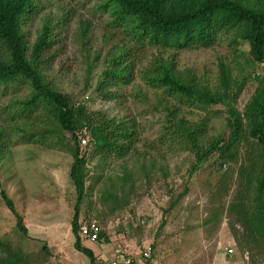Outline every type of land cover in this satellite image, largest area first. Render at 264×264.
I'll list each match as a JSON object with an SVG mask.
<instances>
[{
    "label": "rangeland",
    "instance_id": "1",
    "mask_svg": "<svg viewBox=\"0 0 264 264\" xmlns=\"http://www.w3.org/2000/svg\"><path fill=\"white\" fill-rule=\"evenodd\" d=\"M100 4L101 0H42L38 11L22 25L29 48L42 27H50L54 43L48 52L55 56L47 76L57 89L72 95L90 111L136 123L134 149L124 158L102 162L92 147L82 148L88 177L79 221L93 217L105 236L98 242L82 238V245L93 251V264H104V259L116 256L120 249L130 256L149 249L152 264H264V246L239 243L240 223L235 212L227 208L237 196L239 168L248 147H242L233 162L214 156L188 177L192 155L170 147L168 142L160 143L167 108H178L179 115L191 121L206 119L207 133L216 136L224 128V107L203 111L148 87L140 77V71L154 56L175 55L179 69H192L215 84L218 62L223 60L231 66L235 78L243 81L235 104L241 111L256 88L252 75L260 72L262 65L248 62L247 44L235 54L225 40L209 48L179 51L131 42L132 79L112 87L113 98L104 99L96 89L105 60L126 40L110 30L109 15L99 8ZM30 92L25 82L0 85V127L7 125L10 109L6 106ZM13 142L14 137L11 143L8 138L3 140L0 192L5 191L13 200L27 235L16 227V218L0 193V238L27 254L31 264H92L74 247L71 221L77 195L69 177L73 160L70 152L64 147L48 149ZM125 172L129 173L127 180L134 182L132 189L121 179ZM104 189L119 197L113 211L115 204L101 197Z\"/></svg>",
    "mask_w": 264,
    "mask_h": 264
},
{
    "label": "trees",
    "instance_id": "2",
    "mask_svg": "<svg viewBox=\"0 0 264 264\" xmlns=\"http://www.w3.org/2000/svg\"><path fill=\"white\" fill-rule=\"evenodd\" d=\"M41 3L42 0H0V85L25 82L31 87L29 94L15 97L6 106L10 112L7 125L0 127V162L5 151L4 138L10 143L14 137V142L48 149L64 147L70 152L73 160L69 177L77 195L71 221L74 247L93 264V251L82 245L83 237L79 234V206L87 191L88 177L82 148L92 147L102 162L112 157L124 158L134 149L137 128L134 121L116 120L104 112L90 111L48 79L55 56L48 52L54 43L50 27L47 24L42 27L31 48L22 28ZM99 8L109 15L110 30L119 32L126 40L123 46L109 52L105 60L96 89L104 99L113 98L112 87L132 79L131 42L179 51L209 48L225 40L235 54L241 53L242 44H247L248 62L262 65L261 71L252 75L256 88L241 111L235 104L243 81L235 78L231 66L223 60L218 62L215 84L192 69H179L175 55L154 56L140 71V77L148 87L203 111L218 105L224 107V128L216 136L207 133L206 119L191 121L179 115L178 108H167L160 143L168 142L170 147L192 155L194 162L187 171L188 177L214 156L233 162L240 156V149L248 147L239 168L237 196L227 208L235 212L240 223L239 243L264 246V0H101ZM81 138L87 140L86 145L81 144ZM128 175L125 172L121 179L129 182L132 189L134 182L127 180ZM0 193L16 218V227L26 236L27 228L13 200L5 191ZM101 197L115 204L112 211L119 204L116 192L104 189ZM102 237L105 236L101 231L99 241ZM42 249L46 251V245ZM0 264H31V261L27 254L0 238Z\"/></svg>",
    "mask_w": 264,
    "mask_h": 264
},
{
    "label": "built area",
    "instance_id": "3",
    "mask_svg": "<svg viewBox=\"0 0 264 264\" xmlns=\"http://www.w3.org/2000/svg\"><path fill=\"white\" fill-rule=\"evenodd\" d=\"M80 142L82 145H86L87 140L85 138H81ZM223 167L225 168L226 165L223 164ZM101 231V226L91 216H86L79 221V234L85 239H88L92 242H98ZM228 252L230 253L232 250L229 249ZM116 253V256H109L108 258L104 259V264H152L149 249L135 256L125 254L121 249L116 250Z\"/></svg>",
    "mask_w": 264,
    "mask_h": 264
}]
</instances>
